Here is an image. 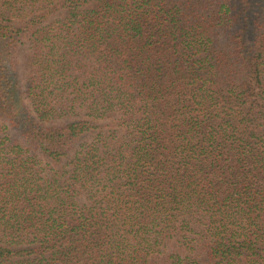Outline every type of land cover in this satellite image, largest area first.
<instances>
[{"label": "trees", "instance_id": "16d2710c", "mask_svg": "<svg viewBox=\"0 0 264 264\" xmlns=\"http://www.w3.org/2000/svg\"><path fill=\"white\" fill-rule=\"evenodd\" d=\"M0 264H264V0H0Z\"/></svg>", "mask_w": 264, "mask_h": 264}]
</instances>
